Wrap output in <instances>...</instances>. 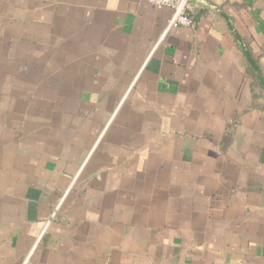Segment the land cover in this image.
<instances>
[{"label": "crops", "instance_id": "obj_1", "mask_svg": "<svg viewBox=\"0 0 264 264\" xmlns=\"http://www.w3.org/2000/svg\"><path fill=\"white\" fill-rule=\"evenodd\" d=\"M207 1L264 77V0ZM187 12L0 0V264H264V88Z\"/></svg>", "mask_w": 264, "mask_h": 264}, {"label": "built area", "instance_id": "obj_2", "mask_svg": "<svg viewBox=\"0 0 264 264\" xmlns=\"http://www.w3.org/2000/svg\"><path fill=\"white\" fill-rule=\"evenodd\" d=\"M150 6L155 8H167L174 11L169 27H189L194 24L187 9L190 0H145Z\"/></svg>", "mask_w": 264, "mask_h": 264}, {"label": "water", "instance_id": "obj_3", "mask_svg": "<svg viewBox=\"0 0 264 264\" xmlns=\"http://www.w3.org/2000/svg\"><path fill=\"white\" fill-rule=\"evenodd\" d=\"M191 1L198 2V3L202 4L203 6H205L207 8H210L211 10H213L215 13H217L224 20V22L226 23L228 29L230 30L231 35L233 36V38L240 45V47H241L245 57L247 58L251 68L253 69L254 73L256 74V76L258 77V79L260 80V82H261V84H262V86L264 88V77H263L261 71L259 70L258 66L254 62L252 56L248 52V49H247L246 45L244 44L242 38L240 37L239 33L237 32V30L232 25L231 20L225 14V12L222 9H220L218 6L212 4L211 2H209L207 0H191Z\"/></svg>", "mask_w": 264, "mask_h": 264}]
</instances>
